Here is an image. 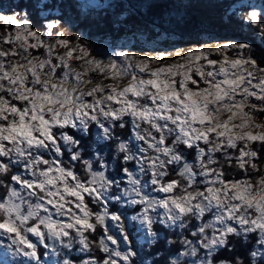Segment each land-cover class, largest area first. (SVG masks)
Segmentation results:
<instances>
[{
	"label": "snow or ice",
	"instance_id": "snow-or-ice-1",
	"mask_svg": "<svg viewBox=\"0 0 264 264\" xmlns=\"http://www.w3.org/2000/svg\"><path fill=\"white\" fill-rule=\"evenodd\" d=\"M244 19L264 40V13ZM45 20L41 32L28 13L0 14V43L10 45L0 47V236L11 240L10 254L40 264L39 247L52 241L106 254L80 264H264V122H256L264 58L249 43L228 41L177 51L173 63L160 64L171 53L127 51L117 53L124 63H105L79 35L56 31L58 17ZM125 128L122 138L117 129ZM226 167L243 177L226 179ZM98 229L103 235L91 239ZM233 237L246 258L221 255L237 251Z\"/></svg>",
	"mask_w": 264,
	"mask_h": 264
},
{
	"label": "trees",
	"instance_id": "trees-1",
	"mask_svg": "<svg viewBox=\"0 0 264 264\" xmlns=\"http://www.w3.org/2000/svg\"><path fill=\"white\" fill-rule=\"evenodd\" d=\"M240 0H155L161 6L159 8L151 10L138 7L139 5L152 0H107L105 4L90 5L85 2L77 0H56L58 8L51 12L45 11L39 12L34 4L37 0H0V14L12 15L19 14L24 15L28 13L29 18L32 20L34 27L43 32V25L48 22L45 20V16L49 18H59V28L56 31H63L64 36L71 40H75L76 36L81 37L80 42L85 44L90 51H94L96 43L104 38L116 35H124L133 29L142 27L144 39H141L136 34H132L134 37L133 47L142 49L145 43L142 40H153L158 37L159 33H162L161 28L167 27L177 31L179 33H188L199 27H208L220 32L233 31L235 26L244 28L243 32L253 37L259 47L264 49V40L260 38L258 29L246 22L244 19L247 13L252 10L249 0L245 2H239ZM129 3L133 7L129 6ZM260 5L264 8V0H259ZM61 9L63 11H61ZM144 14L142 18L140 12ZM153 22L155 27H153ZM6 31V27L0 23V35H3ZM251 33L255 34L251 35ZM47 40V37H45ZM0 47L7 49L10 45L0 43ZM253 47V55L260 61L263 57L261 49ZM43 49L39 52L43 53ZM36 54V53H34ZM199 79L198 77H195ZM258 103V102H257ZM257 120L264 122V113H257ZM117 132L121 133L122 138H126L130 134V129L125 128L123 130L117 129ZM91 138L89 137L88 140ZM88 140L84 143L87 146ZM189 159H191V154ZM261 166L264 167V153L261 154ZM67 160V156H65ZM77 172L83 176V169L80 164H76ZM228 175L226 179H240L243 177V173L238 169L227 168ZM257 175L256 173L252 174ZM174 178L172 176L167 179ZM254 182V181H253ZM6 189L0 187V197L5 195ZM87 199V198H86ZM94 211L98 210L95 205H91ZM131 209L128 210V212ZM133 224V223H132ZM132 230V225L129 228ZM115 234L114 232H112ZM103 235L102 229H98L97 233L91 237V239L98 241L99 237ZM139 236V232L135 233ZM233 243L236 245L237 251L232 253L222 252L221 255L228 258H232L236 255H240L246 258V251L234 237ZM255 237H251L254 242ZM137 244L143 243L139 239ZM79 245H75L73 250H76ZM179 247V245H177ZM251 244L248 245V248ZM67 254H62V257H70L74 261H79L81 257H87L88 255L95 256L97 259H102L106 254L99 251L96 245H93L92 252L76 254L72 251L64 249ZM41 254L40 264H46L43 258V248L39 247ZM5 259L3 264H35L34 261H29L28 258L23 256H16L10 258V255L5 253ZM6 261V263H5ZM1 264V263H0Z\"/></svg>",
	"mask_w": 264,
	"mask_h": 264
},
{
	"label": "rangeland",
	"instance_id": "rangeland-1",
	"mask_svg": "<svg viewBox=\"0 0 264 264\" xmlns=\"http://www.w3.org/2000/svg\"><path fill=\"white\" fill-rule=\"evenodd\" d=\"M82 2H85L90 5L95 4H105L107 0H80ZM245 2L246 0H240L239 2ZM249 4L252 7V10L257 11L258 13H264V8L260 5L259 0H249ZM130 7H133L132 4L129 3ZM251 10V11H252ZM162 30V33H158V37L153 40H142L141 42L145 43V46L142 49L134 48L133 47V39L131 33L138 35L139 38L144 39L143 34V28H137L133 29L132 31L124 34V35H116L111 37H104L100 39L94 47V51H90L91 56L95 57L96 59L102 60L105 63L109 61V59H115L118 63H124L122 58L117 55V53L121 51H127L130 54L134 53L138 58H143L145 56H156L160 52H167L171 53V55L165 56L162 60H160V64L164 63H173L177 60H179V57L176 55L177 51L180 52V55H183L184 52H187L188 50L195 48V47H212L215 48L218 43H224L228 41L232 42H244L249 43L253 47H259L257 42L254 38L249 37L248 34L243 32L244 28H239L235 26L233 28V31L228 32H220L215 29H210L208 27H199L194 29L193 31H190L188 33H179L177 31H174L173 29L167 28V27H159ZM165 29L167 31H165ZM251 35H254L251 33ZM235 51H232L229 53L231 56H235ZM263 54V53H262ZM264 58V55L262 56ZM211 59H221L222 57L218 54H213ZM157 65H152V67H156ZM264 66V65H262ZM72 67L76 68L77 71H82V69L79 67L78 62H72ZM94 81H100L102 80V76L93 73L91 74ZM128 78H125L122 83L126 84ZM112 81H104V83H111ZM257 123H261L262 121L257 120ZM239 123V121H237ZM132 214V213H131ZM129 214V215H131ZM133 222L128 221V228L131 226ZM111 228V231L114 232L116 235H119L117 229L115 227H112L111 224L109 225ZM139 232V237L143 236V232ZM29 238L35 242L36 238L34 236H31L29 234ZM142 241V239H139ZM49 248L45 249L43 246V258L42 260L46 264H61V261L65 258L70 257H62V254H67V252L64 250V248L61 247L59 242L53 243L52 241H49ZM110 247H115V245H111ZM11 244V240L6 236H0V263L3 264V259H5L4 255L5 253L10 255V258L16 257L12 256L10 253L12 249L8 248V245ZM73 253H77L79 251L72 250ZM73 260V259H72ZM6 263V261H5ZM75 264H80L79 261H75Z\"/></svg>",
	"mask_w": 264,
	"mask_h": 264
},
{
	"label": "water",
	"instance_id": "water-1",
	"mask_svg": "<svg viewBox=\"0 0 264 264\" xmlns=\"http://www.w3.org/2000/svg\"><path fill=\"white\" fill-rule=\"evenodd\" d=\"M138 12H140V11H138ZM140 14H141V16H142V18L144 19V14L142 13V12H140ZM249 37H251V36H249ZM251 38H253V37H251ZM260 48V47H259ZM261 49V52L263 53V55H264V49L261 47L260 48Z\"/></svg>",
	"mask_w": 264,
	"mask_h": 264
},
{
	"label": "flooded vegetation",
	"instance_id": "flooded-vegetation-1",
	"mask_svg": "<svg viewBox=\"0 0 264 264\" xmlns=\"http://www.w3.org/2000/svg\"><path fill=\"white\" fill-rule=\"evenodd\" d=\"M76 170H77V169H76ZM77 171H78V170H77ZM83 175H84V174H83ZM129 209H131V208H129ZM129 209H128V210H129ZM128 210H127V214H128V215L131 214V213H133V209H131L129 212H128ZM131 225H132V224H131ZM130 227H131V226H130ZM130 227H129V228H130Z\"/></svg>",
	"mask_w": 264,
	"mask_h": 264
},
{
	"label": "bare ground",
	"instance_id": "bare-ground-1",
	"mask_svg": "<svg viewBox=\"0 0 264 264\" xmlns=\"http://www.w3.org/2000/svg\"><path fill=\"white\" fill-rule=\"evenodd\" d=\"M261 48V47H260Z\"/></svg>",
	"mask_w": 264,
	"mask_h": 264
}]
</instances>
